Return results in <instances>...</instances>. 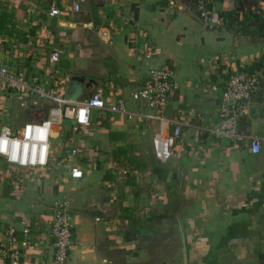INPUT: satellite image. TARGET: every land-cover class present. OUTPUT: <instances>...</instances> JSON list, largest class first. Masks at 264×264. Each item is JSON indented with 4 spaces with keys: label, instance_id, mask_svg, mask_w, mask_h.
<instances>
[{
    "label": "crops",
    "instance_id": "crops-1",
    "mask_svg": "<svg viewBox=\"0 0 264 264\" xmlns=\"http://www.w3.org/2000/svg\"><path fill=\"white\" fill-rule=\"evenodd\" d=\"M207 1L213 18L226 16L230 26L203 27L194 0H0L5 64L26 76L37 72L47 89L55 88L56 77L60 98L71 74L85 75L106 104L120 101L147 115L151 110L130 94L149 67L171 64L176 88L163 112L181 131L161 158L155 120L96 109L76 137L96 163L82 178L70 179L67 165L23 171L0 157V242L14 226L20 264H51L48 225L58 199L70 203L71 264H264V142L252 154L242 142L198 134L216 122L224 80L240 69H261L263 77L239 128L249 135L264 130V43L243 16L260 6L256 0ZM51 2L56 16L48 14ZM53 51L58 60L51 65ZM50 65L53 72L44 76ZM87 97L83 87L75 101ZM53 103L21 108L0 90V114L12 107L15 117L36 118Z\"/></svg>",
    "mask_w": 264,
    "mask_h": 264
},
{
    "label": "built area",
    "instance_id": "built-area-1",
    "mask_svg": "<svg viewBox=\"0 0 264 264\" xmlns=\"http://www.w3.org/2000/svg\"><path fill=\"white\" fill-rule=\"evenodd\" d=\"M264 1L260 0L259 4ZM207 0H194L193 6L197 19L203 27L224 26L227 17L217 15L213 18V12L208 7ZM74 11L79 10V4H72ZM59 13L54 2L48 8L50 16ZM147 58L150 53L145 55ZM58 60L56 51L48 54V61L53 65ZM48 63V65H49ZM45 67L44 76H50L52 66ZM262 70L248 71L246 69L235 70L227 74L224 80L220 100L217 108V120L209 127L198 128V134L208 133L214 139H227L235 144L242 142L247 145V149L252 154H257L262 142H264V130L258 135H249L239 128V120L248 111V105L252 97L258 92L262 81ZM61 82L54 77L52 89L45 88L41 76L37 72L26 76L23 70L5 64L4 58L0 56V90L4 91L17 102L21 108L35 107L39 102L50 100L54 102L45 109L40 117L30 118L23 121L13 129L9 125L0 122V140H6L3 145L4 150L0 151V157L5 164L23 171H33L44 169L49 165L52 167H62L67 165L66 170L70 179H80L86 171L95 168V161L76 142L77 135L87 129L90 122L92 110L104 109L109 112H119L127 118H148L157 122V130L154 135L156 154L165 158L173 145L178 140L180 122L176 119L164 115V106L168 97L176 88L173 80V68L171 64L159 67H149L146 76L137 90L130 96L134 100H142L151 110L148 115L142 111H128L120 101L113 104H106L102 95L98 91H93L91 95L82 101H71L58 97L54 94V89H58ZM83 112L84 118L81 119ZM69 120V129H64L60 124L62 120ZM170 127V128H169ZM55 137H51V133ZM53 140L62 142L53 144ZM35 149V151L33 150ZM41 152L44 153V163H40ZM15 155V159H13ZM125 172L124 170L122 171ZM79 173V175H76ZM151 200L153 195H149ZM52 219L48 225V235L53 239V253L51 264H71L68 258V250L71 247L72 214L68 200H55L51 203ZM21 235L28 232L26 225H22ZM4 241L0 242V259L5 264H20V252L13 244L16 241V230L14 226H7L3 232ZM21 245H26L27 241L22 240Z\"/></svg>",
    "mask_w": 264,
    "mask_h": 264
},
{
    "label": "rangeland",
    "instance_id": "rangeland-1",
    "mask_svg": "<svg viewBox=\"0 0 264 264\" xmlns=\"http://www.w3.org/2000/svg\"><path fill=\"white\" fill-rule=\"evenodd\" d=\"M249 2H252L254 0H248ZM257 1V5L260 6V7H257V10L255 13H257L258 17L257 19L255 20V18H250V21H253L256 23L255 26H253L254 28V31H253V37H257V38H260L262 41V43H264V2L260 3L259 4V1L260 0H256ZM264 1V0H262ZM253 14V13H252ZM245 15V19L246 18H249L251 17V14L248 10H245L243 11V16ZM259 21V26H257V22ZM11 105L13 106L14 108V104L13 102L11 103ZM12 107L10 108V111H9V107L7 109V107H5L2 111V113L0 114V117L2 116V122L6 125H10V126H13V124H16L15 126H18V124H20V121L22 122L23 119H27V117H24V114H20V116H14V112H13V115H12ZM24 112V111H23ZM29 113L32 115V116H35V115H38V112L37 111H33V110H30ZM70 121L69 120H66V119H63L62 120V123L60 124V126H62L64 129H69L70 128ZM62 142V140L60 141H56V140H53V144H60Z\"/></svg>",
    "mask_w": 264,
    "mask_h": 264
},
{
    "label": "water",
    "instance_id": "water-1",
    "mask_svg": "<svg viewBox=\"0 0 264 264\" xmlns=\"http://www.w3.org/2000/svg\"><path fill=\"white\" fill-rule=\"evenodd\" d=\"M95 80L87 78L82 74H71L69 76L68 85L65 92V98L71 101H75L82 92V88H87L88 96L91 95L94 89ZM51 137H55V133L52 132Z\"/></svg>",
    "mask_w": 264,
    "mask_h": 264
},
{
    "label": "trees",
    "instance_id": "trees-1",
    "mask_svg": "<svg viewBox=\"0 0 264 264\" xmlns=\"http://www.w3.org/2000/svg\"><path fill=\"white\" fill-rule=\"evenodd\" d=\"M257 17H258V15H257V13H253V14H251V17H249V18H247V19H245V20H247V23L245 24L246 26L245 27H247V24H248V26H255L256 25V23L254 22V20L253 21H250V18H255V20L257 19ZM232 21H230V23H231ZM229 23V20H228V17H227V23H226V26L228 27V26H230V23ZM241 24V23H240ZM260 24H259V21L257 22V26H259ZM240 28H241V30H243L244 29V24H241V26H240ZM28 111H26V113H27Z\"/></svg>",
    "mask_w": 264,
    "mask_h": 264
},
{
    "label": "clouds",
    "instance_id": "clouds-1",
    "mask_svg": "<svg viewBox=\"0 0 264 264\" xmlns=\"http://www.w3.org/2000/svg\"><path fill=\"white\" fill-rule=\"evenodd\" d=\"M6 143H7L6 140H0V151H3L4 150L3 145H5ZM33 150L35 151V149H33ZM12 158L15 159V155H13ZM40 163H44V153L43 152H41ZM76 175H79V173H76Z\"/></svg>",
    "mask_w": 264,
    "mask_h": 264
},
{
    "label": "snow or ice",
    "instance_id": "snow-or-ice-1",
    "mask_svg": "<svg viewBox=\"0 0 264 264\" xmlns=\"http://www.w3.org/2000/svg\"><path fill=\"white\" fill-rule=\"evenodd\" d=\"M84 118V114H83V112L81 113V119H83Z\"/></svg>",
    "mask_w": 264,
    "mask_h": 264
}]
</instances>
